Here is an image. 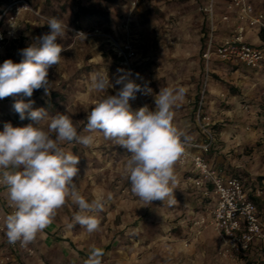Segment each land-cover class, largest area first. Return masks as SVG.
Segmentation results:
<instances>
[{"label":"rangeland","instance_id":"374dc122","mask_svg":"<svg viewBox=\"0 0 264 264\" xmlns=\"http://www.w3.org/2000/svg\"><path fill=\"white\" fill-rule=\"evenodd\" d=\"M31 1L43 18L25 16L29 21L23 22L19 39L6 44L3 62L12 59L19 63L22 58L18 51L49 31L46 25L49 17H57L67 25V31L57 40L64 48L60 63L49 69L50 94L45 96L43 89L34 91L31 98L34 109L45 108L50 115L68 114L77 124L78 132L88 134L84 132L87 113L99 98L114 95L121 87L117 85L105 92L93 88V76L108 75L113 80L117 69H124L109 39L118 46L130 41L136 51L132 61L136 83L147 85L154 94L167 86L184 87L186 94L174 109L173 123L191 138L205 137L196 113L198 98L192 94L199 87L202 66L198 12L201 0H139L136 5L133 0ZM230 75L223 72L225 87L231 84ZM263 92L264 87L261 92L248 94L257 100ZM12 104V97L5 98L2 110L6 118L0 124V131L6 122L14 127L31 122L20 120ZM130 104L133 110L144 105L155 108L153 96L139 93ZM205 111L214 121L213 110L205 107ZM226 112L222 107L218 113L229 124ZM226 126L216 124L214 128L220 143L225 142L221 133ZM95 136L89 147L79 144L64 147L80 159L78 186L82 195L90 200L100 193L111 194L104 211L98 214L99 230L88 233L78 224L68 230L66 225L73 222L77 211L69 200L29 244L32 253L18 254L7 264H85L93 247L103 249L102 264H245L248 261L264 264V255L232 262L216 253V231L208 221L204 226L197 224L204 217L208 220L211 200L204 198L193 185L189 179L193 173H187L182 162L175 164L176 204L169 206L162 201L145 204L131 193L124 171L126 150L105 140L102 133ZM255 148L257 145L247 144L239 154L238 165L226 166L228 173L238 171L245 175L252 170L263 174L264 156L250 157ZM215 151L214 148L210 156Z\"/></svg>","mask_w":264,"mask_h":264},{"label":"clouds","instance_id":"9594fccd","mask_svg":"<svg viewBox=\"0 0 264 264\" xmlns=\"http://www.w3.org/2000/svg\"><path fill=\"white\" fill-rule=\"evenodd\" d=\"M46 25L48 32L18 51L19 63L5 59L0 64V100L12 97V109L20 120L31 121L22 127L6 122L0 131V187L5 189L11 208L4 228L8 242L22 247L32 243L69 200L77 211L66 228L78 224L88 233L99 230L98 214L111 194L100 193L90 200L82 195L78 186L80 159L66 150L65 144L89 147L96 140L95 133H102L105 140L128 153L124 171L133 196L145 204L162 201L171 206L177 202L173 194L175 164L191 139L173 123L174 109L180 106L186 89L167 86L154 94L147 85L136 83L130 70L117 69L113 80L108 75L93 76L97 92L121 87L114 95L99 98L87 113L84 132L88 134L78 132L68 114L50 115L45 108L34 109V91L43 89L45 96L50 94L49 69L60 63L64 48L57 40L67 31V25L57 17H49ZM138 93L154 97V110L148 105L132 109L130 101ZM103 256V249L93 247L85 264H102Z\"/></svg>","mask_w":264,"mask_h":264},{"label":"built area","instance_id":"2783aa9c","mask_svg":"<svg viewBox=\"0 0 264 264\" xmlns=\"http://www.w3.org/2000/svg\"><path fill=\"white\" fill-rule=\"evenodd\" d=\"M133 2L136 5L138 0ZM216 7L217 0H207L200 7V11L207 16V29L202 34L205 39L202 53L204 80L196 113L205 137L200 141H189L180 159L183 164L192 162L194 174L189 179L204 198L211 200L208 220L204 217L197 224L204 226L208 221L214 228L220 242L219 256L228 260H242L252 256L255 251L264 255V177L248 180L210 164L208 154L216 143V134L215 123L205 111V100L214 56L264 75V39L254 42L249 36V30H255L259 35L264 32V9L258 7V0H225L224 12L218 18ZM27 14L43 18L31 0H8L1 6L0 64L3 63L6 44L19 39L21 21ZM13 25L16 27L13 28ZM221 25H228L231 31L218 39ZM109 41L121 59L124 70H130L135 80L132 61L136 51L132 42L118 46L115 41ZM261 119L264 123V92ZM4 218L0 215V264H7L16 254L33 251L30 245L22 247L19 243L8 242Z\"/></svg>","mask_w":264,"mask_h":264},{"label":"crops","instance_id":"0c3cea01","mask_svg":"<svg viewBox=\"0 0 264 264\" xmlns=\"http://www.w3.org/2000/svg\"><path fill=\"white\" fill-rule=\"evenodd\" d=\"M139 1V0H138ZM32 2V1H31ZM207 0H201L198 6V12L201 14V59L202 66L200 70V84L196 87V92H192L194 96H199V92L204 80V61L202 58V53L204 51L205 39L203 38V32L207 29V16L200 11V7L206 4ZM33 4V3H32ZM225 0H217L216 13L217 17L221 18L224 12ZM258 7L264 9V0H258ZM26 16V15H25ZM26 20L25 17L21 21L20 30L22 24ZM230 28L228 25H221L218 30V39L227 36L230 33ZM20 33V31H19ZM249 36L254 42H259L264 39V32L259 35L255 30H249ZM212 73L208 84V91L206 95L205 107L212 109L214 114V123L219 126L228 127L222 134V140L225 142L220 143L217 138L216 133V143L212 150L215 148L214 156H210L211 152L208 154V160L212 166L218 167L224 171H227L226 166L230 164L238 165L239 154L243 152L244 147L247 144L257 145V148L251 153L252 158L256 156H264V123L261 119V108L263 101V94L259 96L257 100H254L253 94L250 96V92H261L262 87H264V75L256 74L253 70L247 68L244 65H232L229 62L223 61L218 57L214 56L212 59ZM228 71L231 75L229 77L230 85L225 87L223 85V72ZM199 88V90H198ZM232 88V90H231ZM231 92H246L242 95H237ZM4 100H0V108L2 111L3 118L0 119V124L5 120V113L2 110V105ZM197 106V105H196ZM224 107L226 113V118L231 122L229 124L225 123L223 118L218 113L221 108ZM214 126V128H215ZM215 132V130H214ZM203 137H193L190 141H200ZM211 150V151H212ZM180 158V157H179ZM178 162L180 163L181 161ZM184 170L187 173L194 174V169L191 161L182 164ZM241 164V162H240ZM223 165V166H222ZM224 168V169H223ZM230 174V173H229ZM231 174L241 175L242 177L253 180V178H258L264 176L263 174H257L250 170L248 174H242L241 172H234ZM261 175V176H260ZM11 208L8 205L6 191L3 187H0V215L5 217L10 213ZM220 247V242L217 237L216 253L218 254V249ZM261 252V251H260ZM23 255V254H22ZM18 254L14 255L13 260H15ZM262 256V253L255 251L254 254L248 258ZM20 258H23L20 256ZM232 262H237L239 260H229Z\"/></svg>","mask_w":264,"mask_h":264},{"label":"trees","instance_id":"16d2710c","mask_svg":"<svg viewBox=\"0 0 264 264\" xmlns=\"http://www.w3.org/2000/svg\"><path fill=\"white\" fill-rule=\"evenodd\" d=\"M8 0H1L0 1V8H1V6L5 3V2H7ZM245 264H250V261H248V262H246Z\"/></svg>","mask_w":264,"mask_h":264}]
</instances>
